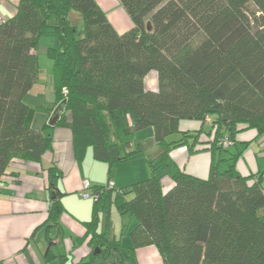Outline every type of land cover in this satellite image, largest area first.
Instances as JSON below:
<instances>
[{"label": "trees", "instance_id": "trees-1", "mask_svg": "<svg viewBox=\"0 0 264 264\" xmlns=\"http://www.w3.org/2000/svg\"><path fill=\"white\" fill-rule=\"evenodd\" d=\"M118 1L132 23L122 34L95 0H19L0 23V187L10 164L41 163L56 128L71 132L76 160L90 149L109 167L158 148L146 158V179L93 187L97 199L83 223L90 252L74 264H138L137 250L149 246L163 264H264V173L240 175L238 150L223 156V140L234 144L241 131L264 136V0ZM41 38L54 41L46 51L51 108L24 101L39 73ZM151 73L155 90L145 84ZM63 102L54 124L31 126L35 111L53 113ZM180 121L202 125L181 132ZM145 128L152 137L138 141ZM181 147L209 151L207 178L177 167L170 153ZM46 173L50 227L63 207L60 172L53 165ZM111 206L136 221L128 246L108 224L98 231ZM44 257L52 258L48 248Z\"/></svg>", "mask_w": 264, "mask_h": 264}, {"label": "crops", "instance_id": "crops-1", "mask_svg": "<svg viewBox=\"0 0 264 264\" xmlns=\"http://www.w3.org/2000/svg\"><path fill=\"white\" fill-rule=\"evenodd\" d=\"M95 2L117 33L122 34L132 28L131 20L118 0ZM18 3L19 0H0V19L5 21L11 18ZM43 39L40 41H44L43 45L47 46L45 48L54 46L52 39ZM42 52L44 54L45 50L42 49L40 53L38 45V57ZM51 114L52 111L49 114L42 112V122H47ZM38 124V120L33 117L31 126L38 129ZM201 125L198 121H180L178 130L196 132L200 130ZM205 126L208 127L209 123L206 122ZM152 135L153 131L149 138ZM135 138L138 141L145 139H138L136 136ZM234 142L226 147L223 156L229 157V152L240 151L235 163L238 173L245 177L264 173V136H257L254 130L247 129L237 133ZM136 156L128 160L132 161V167L127 174H122L121 169L130 162L116 163L109 167L96 161L90 149L79 161L74 157L71 132L67 129H54L51 149L43 155L41 163L16 161L7 169L11 175L4 177L0 187V264H61V261L63 264H74L86 257L90 247L85 240L83 223L91 218L92 202L79 197L82 181L88 180L93 187L106 186L110 182L115 188L130 186L149 173L145 159ZM170 157L181 171L197 178H207L211 163L209 151L189 154L185 147H181L171 151ZM53 165L60 172L57 189L62 194L60 202L63 210L59 215L58 224L47 227L51 204L46 170ZM221 166H225L224 163ZM139 168L141 175L137 170ZM165 185L170 187L171 183L167 181ZM262 188L264 193V178ZM103 216L107 218L106 214H101L100 220H103ZM128 226L129 236V231L136 226V221L129 220ZM120 239L124 240L123 244H130L127 236ZM47 248L52 258L45 261ZM63 257L66 258L62 260ZM137 263L163 264L159 253L152 246L137 250Z\"/></svg>", "mask_w": 264, "mask_h": 264}, {"label": "rangeland", "instance_id": "rangeland-1", "mask_svg": "<svg viewBox=\"0 0 264 264\" xmlns=\"http://www.w3.org/2000/svg\"><path fill=\"white\" fill-rule=\"evenodd\" d=\"M50 39V38H47ZM42 40H44L42 38ZM39 41V51L41 53V50L44 49L46 52L45 47L46 45H43L44 41ZM42 52V55L39 56V67L42 70V73H38L35 81L32 84L31 89L28 91V93L25 96V102L30 106L31 108L36 107V105L42 104L44 108H51L53 106L54 100H55V90H54V82H53V75H52V69H51V61L47 58L46 53ZM145 84L147 89L155 90L156 89V76L154 73H151L150 75L147 76L145 79ZM48 102V104H46ZM42 112L41 111H35L33 117H35L38 120V129L42 128L44 125V121L41 118ZM40 119V122H39ZM43 124H42V123ZM152 134V129L151 128H145L142 130H139L136 132L135 136L138 139L141 138H149ZM158 151V148H149L146 150L143 154H139L137 156H140V158H144L146 161L147 156L156 153ZM136 156V157H137ZM130 162L128 165H124L123 169H121V173L127 174V172H130V168L132 167V161H127ZM125 163V162H124ZM123 164V163H121ZM147 164V162H146ZM148 166V165H147ZM136 167V165H134ZM225 169V166H220V170L222 171ZM139 174L141 173L140 168L137 169ZM136 171V170H135ZM138 174V175H139ZM141 175V174H140ZM149 177V173L143 179H146ZM139 179V181L141 180ZM169 187H165L164 190L168 189ZM92 202V200H90ZM109 222L107 221V218L105 219V216H103V220H100L98 231H102L106 228V225L108 224V229L111 233V235H115L116 238L119 237H125L128 236V230H129V220L134 221L133 218L128 217V216H120L119 213L117 212L116 208L114 206H111L110 208V215L108 216ZM124 228L123 232L122 229ZM124 242V240H122ZM126 241V240H125ZM130 242V241H129ZM162 260V259H161Z\"/></svg>", "mask_w": 264, "mask_h": 264}, {"label": "built area", "instance_id": "built-area-1", "mask_svg": "<svg viewBox=\"0 0 264 264\" xmlns=\"http://www.w3.org/2000/svg\"><path fill=\"white\" fill-rule=\"evenodd\" d=\"M4 20H1L0 19V23H3ZM223 145L226 147L229 145V143H227V140H223ZM114 188V185L113 183H108L106 186H105V190H112ZM79 197L82 199V200H96L97 199V196L94 195L93 193V186L90 184V182L88 180H83L82 181V184H81V189H80V192H79Z\"/></svg>", "mask_w": 264, "mask_h": 264}, {"label": "water", "instance_id": "water-1", "mask_svg": "<svg viewBox=\"0 0 264 264\" xmlns=\"http://www.w3.org/2000/svg\"><path fill=\"white\" fill-rule=\"evenodd\" d=\"M63 107H64V102L55 107V109L53 110V113L49 119V122H51L52 124L55 123V121L59 118V115H60Z\"/></svg>", "mask_w": 264, "mask_h": 264}]
</instances>
